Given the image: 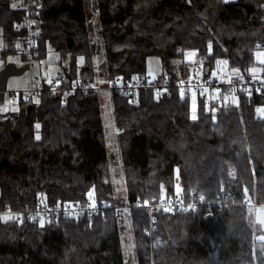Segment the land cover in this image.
Wrapping results in <instances>:
<instances>
[{
  "label": "trees",
  "instance_id": "trees-1",
  "mask_svg": "<svg viewBox=\"0 0 264 264\" xmlns=\"http://www.w3.org/2000/svg\"><path fill=\"white\" fill-rule=\"evenodd\" d=\"M39 1L35 59L55 49L65 85L96 82L87 0ZM95 2L107 81L147 76L151 57L162 63L160 81L199 68L216 70L228 83L256 77L251 69L264 41V0ZM23 19L18 0H0L2 59L19 53L27 59ZM189 50L198 51L195 66L184 60ZM106 93H78L64 102L45 89L0 112V207L33 203L38 194L52 202L94 198L108 205L93 219L0 223V264H128L104 129ZM109 94L136 264H264V240L253 225L255 207L264 206V91L247 94L223 84L209 113L197 97L196 118L192 96L175 87ZM179 194L196 207L158 215L151 239L148 211L139 203Z\"/></svg>",
  "mask_w": 264,
  "mask_h": 264
},
{
  "label": "built area",
  "instance_id": "built-area-1",
  "mask_svg": "<svg viewBox=\"0 0 264 264\" xmlns=\"http://www.w3.org/2000/svg\"><path fill=\"white\" fill-rule=\"evenodd\" d=\"M19 7L24 12L23 25L26 31L23 49L27 60L35 59L37 46L39 43L42 27L39 20L42 2L39 0H18ZM257 54H261L259 65L261 66V76H256L251 81L226 82L221 73L210 74L205 68H199L196 74L189 77H180L173 80L170 75L159 77L155 80L144 76L143 78H136L131 81H126L122 77H118L113 81H106L105 83L89 82L80 83L73 81L69 85H65L58 77H51L46 80V87L44 84L32 81L29 90L19 92L16 94V102L20 97H38L46 89L50 95H61L64 102L78 93L89 95L92 92L105 91L116 92L120 95L130 96L137 94L142 90H154L158 94L168 92L172 87L187 92L190 95H196L202 102L204 112L209 113L212 110L214 102V92L219 90L223 84L228 86L242 87L247 93H251L252 89L264 91V41L257 44ZM257 59V55H256ZM257 61V60H256ZM131 105H136L138 102L136 97H131ZM246 206H250L251 202L246 200ZM108 205L106 203H98L94 198L89 201H50L43 195L38 194L33 203L26 202L20 206H6L0 207V223L2 222H24L32 221L37 223H45L55 219L59 216L72 217L76 219H93L100 214L102 209ZM139 206L147 209L149 216V229L146 232L151 239L157 230L156 221L158 215L174 216L178 213L185 212L191 208L196 207V203L187 199L184 194H179L173 198H160L153 201L140 202Z\"/></svg>",
  "mask_w": 264,
  "mask_h": 264
},
{
  "label": "rangeland",
  "instance_id": "rangeland-1",
  "mask_svg": "<svg viewBox=\"0 0 264 264\" xmlns=\"http://www.w3.org/2000/svg\"><path fill=\"white\" fill-rule=\"evenodd\" d=\"M231 1V0H227ZM87 9L92 23V42L94 46V54L96 58V67L99 71L100 78L96 81L97 83H105L106 79V67H105V50L101 36V27L98 24V14L96 9L95 0H87ZM4 47V40L1 36L0 29V48ZM261 54H257V65L251 69V73L260 77L261 76V66L259 61ZM185 62L191 63L195 66L199 62V55L197 50H189L185 53L184 57ZM70 61V56L67 58V61L63 63V66H68ZM83 59L78 58V65L81 67ZM8 63H15L19 67L29 65L30 68L23 75L13 76L8 81L7 91L5 93V99L0 100V112L14 111L17 109L16 94L29 90L31 88L32 81L41 83L43 79H49L51 77H58L62 72L61 65V56L58 51L55 49H50L48 55L43 59H33L29 61L24 59L22 53L11 54L6 56L5 59H2L0 56V74L2 70L6 67ZM162 63L159 58L151 57L148 60V71L147 77L155 80L162 73ZM213 74H217V71L214 70ZM107 92L105 95L107 100L103 108V121L104 129L106 134V139L108 142L109 148V158H110V168L112 173V182L115 190V196L117 199V206L122 212L121 217V228H122V242L124 249V256L128 264H136V258L134 254V239L132 236L131 224L129 220V211L127 203V188L125 181L124 168L122 165L120 147L118 143V129L115 121L114 108L112 102L109 100V94ZM219 93V90L214 92L216 97ZM105 97V96H104ZM192 104V117L196 118V107H197V98L193 95L191 98ZM253 225L255 232L258 233L257 238L259 240H264V206H257L254 210V220Z\"/></svg>",
  "mask_w": 264,
  "mask_h": 264
},
{
  "label": "water",
  "instance_id": "water-1",
  "mask_svg": "<svg viewBox=\"0 0 264 264\" xmlns=\"http://www.w3.org/2000/svg\"><path fill=\"white\" fill-rule=\"evenodd\" d=\"M30 68L29 65L19 67L15 63H8L0 74V100H4L8 81L13 76L23 75ZM208 70V69H207Z\"/></svg>",
  "mask_w": 264,
  "mask_h": 264
},
{
  "label": "crops",
  "instance_id": "crops-1",
  "mask_svg": "<svg viewBox=\"0 0 264 264\" xmlns=\"http://www.w3.org/2000/svg\"><path fill=\"white\" fill-rule=\"evenodd\" d=\"M231 1H235V0H231ZM191 96H193V95H191ZM196 98H197V96L196 95H194ZM5 99V98H4Z\"/></svg>",
  "mask_w": 264,
  "mask_h": 264
}]
</instances>
